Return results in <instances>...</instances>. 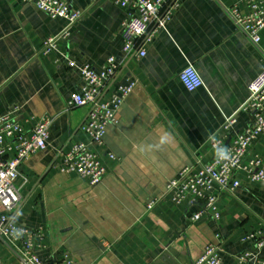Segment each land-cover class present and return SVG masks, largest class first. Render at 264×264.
Listing matches in <instances>:
<instances>
[{
    "label": "crops",
    "instance_id": "0c3cea01",
    "mask_svg": "<svg viewBox=\"0 0 264 264\" xmlns=\"http://www.w3.org/2000/svg\"><path fill=\"white\" fill-rule=\"evenodd\" d=\"M234 6L246 12L240 0H182L139 57L123 53V9L109 0H71L83 17L45 55V41L62 35L67 22L23 0H0V117L11 114L26 132L41 118H54L47 148L19 167L21 202L10 215L15 224L43 231L38 254L46 264H64V255L76 264H194L210 243L220 246L222 264H235L251 248L243 238L264 222V183L235 172L241 186L219 194L218 220L192 222L201 204L174 205L165 196L184 168L213 159L210 139L225 134L229 119L236 133L252 122L242 107L264 72V32L252 43L229 13ZM111 57L121 67L100 99L130 82L136 87L99 149L107 173L91 186L60 171L63 153L85 142L81 126L89 111L68 108L82 80L67 62L99 71ZM189 65L204 82L194 92L180 80ZM254 155L264 162V135ZM153 199L159 202L148 210ZM260 255L264 261V248ZM0 264H24L7 240H0Z\"/></svg>",
    "mask_w": 264,
    "mask_h": 264
},
{
    "label": "built area",
    "instance_id": "2783aa9c",
    "mask_svg": "<svg viewBox=\"0 0 264 264\" xmlns=\"http://www.w3.org/2000/svg\"><path fill=\"white\" fill-rule=\"evenodd\" d=\"M125 12L122 23L121 39L123 53L126 56L137 54L144 57L143 46L151 41L158 30L166 28L172 13L180 6L182 0H109ZM33 4L51 19H64L68 26L59 37L45 41L43 54H49L56 49L60 37H68L70 29L83 17V13L74 11L71 0H23ZM246 9L245 13L238 6L229 13L237 27L247 37L258 45L264 32V0H240ZM68 66L77 68L81 75L82 85L75 93L68 108L88 107V115L81 126L85 142L74 143L65 153L60 165L64 174H73L87 180L91 186L99 184L107 173V166L99 149L105 144L109 126L119 123V110L127 97L136 87L135 82L119 86L106 101L100 99L104 89L118 73L121 65L114 57L96 71L90 65H77L68 61ZM180 80L185 89L194 92L204 86V82L194 66L189 65L180 74ZM248 112L252 122L243 132H233L235 119L231 118L224 125V135H216L210 139V145L215 154L213 159L194 167L184 168L179 175L168 182L165 196L174 205L185 202H197L201 209L192 217L197 222L204 216L214 220L220 218L218 209L219 194L233 195L241 186L235 178V172H242L254 183H264V162L258 156H250V151L264 135V72L249 85V97L242 107ZM53 117H43L38 120L31 132H26L22 125L7 114L0 117V235L4 240L16 245L24 264H46L38 254L42 248L43 231H32L15 224L10 215L18 208L21 194L16 186L20 176L19 167L31 156L44 151L50 136ZM233 132L231 143L227 144L228 134ZM110 160H115L113 154H108ZM159 199L148 203L151 210ZM244 243L251 248L243 252L235 264H264L261 251L264 248V222L260 228L243 238ZM64 264H76L69 256L64 255ZM194 264H222L220 246L208 244Z\"/></svg>",
    "mask_w": 264,
    "mask_h": 264
},
{
    "label": "water",
    "instance_id": "95a60500",
    "mask_svg": "<svg viewBox=\"0 0 264 264\" xmlns=\"http://www.w3.org/2000/svg\"><path fill=\"white\" fill-rule=\"evenodd\" d=\"M0 240H1V241H4V239L1 237V235H0ZM22 260H23V259H22ZM23 262H24V261H23Z\"/></svg>",
    "mask_w": 264,
    "mask_h": 264
}]
</instances>
